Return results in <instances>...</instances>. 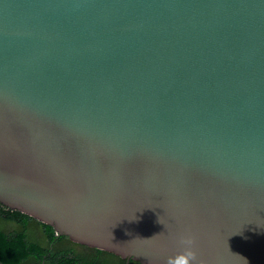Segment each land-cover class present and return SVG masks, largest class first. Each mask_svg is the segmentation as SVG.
<instances>
[{"label": "water", "instance_id": "water-1", "mask_svg": "<svg viewBox=\"0 0 264 264\" xmlns=\"http://www.w3.org/2000/svg\"><path fill=\"white\" fill-rule=\"evenodd\" d=\"M0 204L126 264L184 231L264 264V0H0Z\"/></svg>", "mask_w": 264, "mask_h": 264}, {"label": "trees", "instance_id": "trees-1", "mask_svg": "<svg viewBox=\"0 0 264 264\" xmlns=\"http://www.w3.org/2000/svg\"><path fill=\"white\" fill-rule=\"evenodd\" d=\"M3 264H126L114 253L59 236L54 227L0 204ZM130 264H142L131 260Z\"/></svg>", "mask_w": 264, "mask_h": 264}, {"label": "clouds", "instance_id": "clouds-1", "mask_svg": "<svg viewBox=\"0 0 264 264\" xmlns=\"http://www.w3.org/2000/svg\"><path fill=\"white\" fill-rule=\"evenodd\" d=\"M175 249L165 264H203L197 246V237L190 231L175 234Z\"/></svg>", "mask_w": 264, "mask_h": 264}, {"label": "flooded vegetation", "instance_id": "flooded-vegetation-1", "mask_svg": "<svg viewBox=\"0 0 264 264\" xmlns=\"http://www.w3.org/2000/svg\"><path fill=\"white\" fill-rule=\"evenodd\" d=\"M1 262V261H0ZM2 263V262H1ZM3 264V263H2Z\"/></svg>", "mask_w": 264, "mask_h": 264}]
</instances>
